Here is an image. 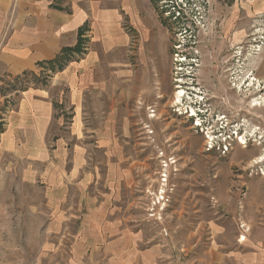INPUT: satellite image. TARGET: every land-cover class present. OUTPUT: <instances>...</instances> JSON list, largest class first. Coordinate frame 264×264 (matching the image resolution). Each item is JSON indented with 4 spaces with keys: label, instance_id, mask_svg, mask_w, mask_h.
<instances>
[{
    "label": "rangeland",
    "instance_id": "rangeland-1",
    "mask_svg": "<svg viewBox=\"0 0 264 264\" xmlns=\"http://www.w3.org/2000/svg\"><path fill=\"white\" fill-rule=\"evenodd\" d=\"M141 7L123 56L90 36L66 65L0 78V139L28 91L54 113L49 158L0 161V264H113L133 234L152 264H192L218 222L264 232V0ZM91 52V81H58Z\"/></svg>",
    "mask_w": 264,
    "mask_h": 264
},
{
    "label": "crops",
    "instance_id": "crops-1",
    "mask_svg": "<svg viewBox=\"0 0 264 264\" xmlns=\"http://www.w3.org/2000/svg\"><path fill=\"white\" fill-rule=\"evenodd\" d=\"M141 1L0 0V78L35 72L41 64L55 60L63 49L74 48L81 31L84 40L89 37L91 42L93 36L98 41L97 53L104 55L105 61L119 49L123 56L127 37L122 22H139L145 10ZM142 37L145 41L144 34ZM97 53L91 52L81 62H71L58 81H68L70 85L91 81L88 71L102 60ZM42 98L39 92L25 93L17 115L10 118L0 139V161L21 157L27 150L49 158L44 143L54 113L48 102L39 101ZM46 180L51 182L48 177ZM110 226L120 227V223ZM128 236L116 243L113 264H152L155 253L144 254L139 249L141 236ZM192 264H264V232L252 235L246 229L231 231L218 222L212 227L209 247Z\"/></svg>",
    "mask_w": 264,
    "mask_h": 264
},
{
    "label": "trees",
    "instance_id": "trees-1",
    "mask_svg": "<svg viewBox=\"0 0 264 264\" xmlns=\"http://www.w3.org/2000/svg\"><path fill=\"white\" fill-rule=\"evenodd\" d=\"M83 35H84V31H81L80 32V37H79V41L77 43V45L74 47V48H65L63 49V51L61 52V54L53 61L49 62V63H45V64H41L40 66H43V65H54L56 63H59V64H67L70 62V59H71V56L73 55H76V53H79L81 54L84 50V43H85V40L83 39ZM64 67L61 68V70H63ZM25 75L27 73H24ZM0 131H2L0 129Z\"/></svg>",
    "mask_w": 264,
    "mask_h": 264
},
{
    "label": "bare ground",
    "instance_id": "bare-ground-1",
    "mask_svg": "<svg viewBox=\"0 0 264 264\" xmlns=\"http://www.w3.org/2000/svg\"><path fill=\"white\" fill-rule=\"evenodd\" d=\"M263 73V72H262ZM185 96V92H179L178 95H177V103L178 104H181L182 103V100ZM258 105H254V107H257ZM259 107V106H258ZM196 111L194 109L191 110V117H196ZM199 126V125H198ZM256 135V134H255ZM246 139L243 137L241 138L240 140V144L243 146L245 143ZM264 161V156L262 155L260 158H259V161H256V164H259V163H262Z\"/></svg>",
    "mask_w": 264,
    "mask_h": 264
},
{
    "label": "built area",
    "instance_id": "built-area-1",
    "mask_svg": "<svg viewBox=\"0 0 264 264\" xmlns=\"http://www.w3.org/2000/svg\"><path fill=\"white\" fill-rule=\"evenodd\" d=\"M209 143H210L209 146H211V148H213V147L215 146V144H214L213 141H210ZM212 143H213V144H212ZM212 145H213V146H212Z\"/></svg>",
    "mask_w": 264,
    "mask_h": 264
},
{
    "label": "flooded vegetation",
    "instance_id": "flooded-vegetation-1",
    "mask_svg": "<svg viewBox=\"0 0 264 264\" xmlns=\"http://www.w3.org/2000/svg\"><path fill=\"white\" fill-rule=\"evenodd\" d=\"M192 121L194 122V119H192Z\"/></svg>",
    "mask_w": 264,
    "mask_h": 264
}]
</instances>
